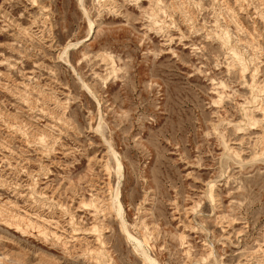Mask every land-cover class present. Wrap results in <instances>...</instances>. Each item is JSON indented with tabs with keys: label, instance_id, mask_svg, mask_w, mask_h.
Listing matches in <instances>:
<instances>
[{
	"label": "rangeland",
	"instance_id": "rangeland-1",
	"mask_svg": "<svg viewBox=\"0 0 264 264\" xmlns=\"http://www.w3.org/2000/svg\"><path fill=\"white\" fill-rule=\"evenodd\" d=\"M117 185L155 264H264V0H0V264H145Z\"/></svg>",
	"mask_w": 264,
	"mask_h": 264
},
{
	"label": "bare ground",
	"instance_id": "bare-ground-1",
	"mask_svg": "<svg viewBox=\"0 0 264 264\" xmlns=\"http://www.w3.org/2000/svg\"><path fill=\"white\" fill-rule=\"evenodd\" d=\"M89 35H91L92 34V32H93V24H90V27H89ZM229 37V36H228ZM233 45V44H232ZM71 46V45H70ZM69 46V47H70ZM74 46V45H73ZM244 65V64H243ZM246 65V64H245ZM243 69V68H242ZM245 69V68H244ZM243 69V70H244ZM111 148V147H110ZM112 150V149H111ZM113 151V150H112ZM113 153V155H114V158H115V161H116V164H117V167H118V169H116V171L118 170V174H120L121 173V162H120V160H119V158H118V155L113 151L112 152ZM121 175V174H120ZM119 185V184H118ZM118 185H117V187L115 188V193H114V195H115V199H114V201H113V198H112V201H113V205H111V206H113V208L112 207H110V208H112V209H114V212H116V214H117V216L121 219V224H122V229H123V231L127 234V238H128V240H130L131 242H132V244H133V246H134V249L140 254V256H142L143 257V259H144V261H145V264H155L156 263V261L154 260V259H152L151 258V256L149 255V253L147 252V250L145 249V247H144V245L143 244H141L134 236H132L131 234H130V232H129V230H128V228H127V226H126V224H125V221H124V219H123V217H122V205H121V203L119 202V199H118V196H119V191H118ZM109 186V185H108ZM93 229H95V228H93Z\"/></svg>",
	"mask_w": 264,
	"mask_h": 264
}]
</instances>
